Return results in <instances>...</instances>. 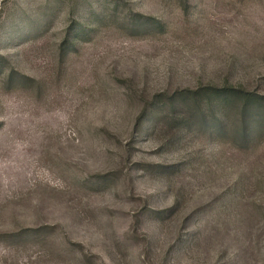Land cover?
<instances>
[{"label":"rangeland","instance_id":"1","mask_svg":"<svg viewBox=\"0 0 264 264\" xmlns=\"http://www.w3.org/2000/svg\"><path fill=\"white\" fill-rule=\"evenodd\" d=\"M205 84L264 93V0H0V264H264V111Z\"/></svg>","mask_w":264,"mask_h":264},{"label":"trees","instance_id":"2","mask_svg":"<svg viewBox=\"0 0 264 264\" xmlns=\"http://www.w3.org/2000/svg\"><path fill=\"white\" fill-rule=\"evenodd\" d=\"M186 91L188 93L185 100H193L198 106L197 111H200L202 116H205L202 106L207 100H216L222 110L236 106V109H239V114L242 119L237 134L245 142L251 141L259 125L263 123V118L258 119V116L264 111V93L232 84H205L196 88H189ZM157 96H164L159 100H170L174 98V95H167L165 92L158 93ZM185 100L183 102H186ZM256 114L258 116L252 118Z\"/></svg>","mask_w":264,"mask_h":264}]
</instances>
